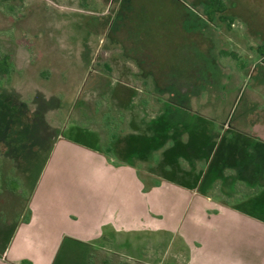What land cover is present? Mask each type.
<instances>
[{"label": "rangeland", "instance_id": "374dc122", "mask_svg": "<svg viewBox=\"0 0 264 264\" xmlns=\"http://www.w3.org/2000/svg\"><path fill=\"white\" fill-rule=\"evenodd\" d=\"M223 1L0 0V253L26 213L11 193L27 199L62 140L105 147L115 127L152 185L198 196L181 230L96 240L90 264H264V0Z\"/></svg>", "mask_w": 264, "mask_h": 264}, {"label": "crops", "instance_id": "0c3cea01", "mask_svg": "<svg viewBox=\"0 0 264 264\" xmlns=\"http://www.w3.org/2000/svg\"><path fill=\"white\" fill-rule=\"evenodd\" d=\"M191 1L197 7L205 4L206 8L210 2ZM146 56L137 60L145 63L151 58ZM158 58L154 62L161 65ZM91 137L93 143L71 138L62 140L44 176L25 201L19 192L11 193L9 199L13 203L22 201L18 204L26 213L22 211L24 217L16 226L13 244L0 253V264H19L22 260L30 264H59V261L76 264L82 256L86 259L83 264H90L87 259L96 240H111L114 234L145 227L144 237H150L151 232V239H159L166 232L183 228V224L180 228L176 226L186 205L189 208L192 197L198 196L193 186L177 184L165 176H158L152 185L151 177L146 172L140 173L141 166L135 162L136 149L132 145L124 158L117 139L113 143L114 154L108 157L102 152L104 141L100 134L93 132ZM13 163L9 169L15 170V174L17 168ZM3 198L2 195L0 199ZM168 202L170 207H175L170 213L176 219L165 225Z\"/></svg>", "mask_w": 264, "mask_h": 264}, {"label": "trees", "instance_id": "16d2710c", "mask_svg": "<svg viewBox=\"0 0 264 264\" xmlns=\"http://www.w3.org/2000/svg\"><path fill=\"white\" fill-rule=\"evenodd\" d=\"M216 5L220 7L219 12L222 13L226 10L223 0H210L209 6L207 7L208 11H209V9H211L212 7H215ZM207 15H208L210 20H213L215 17L214 14L211 15V14H209V12ZM219 17L222 20L225 19V16H223V15H219ZM232 55L234 57H237V55H235L234 53ZM12 67L13 66H12L11 56L10 55H0V73L4 76H9L11 71H12ZM106 123L109 125L111 124L110 116L106 119ZM118 136H119L118 129L114 127V131L113 132L110 131V134H109L110 144L105 146L102 150V152L104 154H106V156H108V157L113 156V154H114L113 143L117 140ZM19 264H30V263L28 261L22 260L19 262ZM107 264H110V263L108 262ZM120 264H126V263H120Z\"/></svg>", "mask_w": 264, "mask_h": 264}]
</instances>
